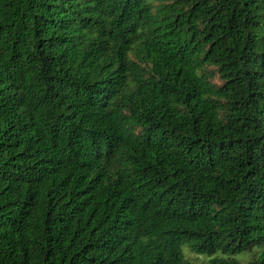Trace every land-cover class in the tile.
<instances>
[{"label": "trees", "instance_id": "trees-1", "mask_svg": "<svg viewBox=\"0 0 264 264\" xmlns=\"http://www.w3.org/2000/svg\"><path fill=\"white\" fill-rule=\"evenodd\" d=\"M264 264V0H0V264Z\"/></svg>", "mask_w": 264, "mask_h": 264}, {"label": "rangeland", "instance_id": "rangeland-1", "mask_svg": "<svg viewBox=\"0 0 264 264\" xmlns=\"http://www.w3.org/2000/svg\"><path fill=\"white\" fill-rule=\"evenodd\" d=\"M181 250L184 254V256L188 259H190L193 264H212L211 259L212 256H206L204 254H198L195 252L190 251L185 245H182ZM237 258L244 264L247 254H240L237 255Z\"/></svg>", "mask_w": 264, "mask_h": 264}]
</instances>
